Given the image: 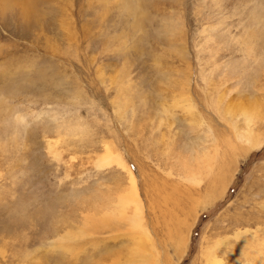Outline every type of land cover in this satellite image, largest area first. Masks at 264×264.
<instances>
[{
	"label": "rangeland",
	"instance_id": "374dc122",
	"mask_svg": "<svg viewBox=\"0 0 264 264\" xmlns=\"http://www.w3.org/2000/svg\"><path fill=\"white\" fill-rule=\"evenodd\" d=\"M0 91V264H264V0H0Z\"/></svg>",
	"mask_w": 264,
	"mask_h": 264
},
{
	"label": "bare ground",
	"instance_id": "6f19581e",
	"mask_svg": "<svg viewBox=\"0 0 264 264\" xmlns=\"http://www.w3.org/2000/svg\"><path fill=\"white\" fill-rule=\"evenodd\" d=\"M35 2H38V1H35ZM33 1V3H35ZM135 4H136V1H135ZM29 5H31V1H29ZM138 5V4H137ZM33 7H36V5H33ZM135 7V5H134ZM138 8V7H137ZM136 8V9H137ZM9 13H11L13 15V11H9ZM7 73V72H6ZM8 83V82H7ZM1 92V91H0ZM128 169V168H127ZM130 173V172H129ZM130 175V179H131V183L133 184L134 183V179L133 177ZM136 190V189H135ZM136 191L133 192V196L135 195ZM124 205V203H123ZM126 205V203H125ZM128 206V204H127ZM121 209V208H120ZM136 218V217H135ZM104 222V221H103ZM131 226L132 228L134 229H138L140 231H142V222L141 220L139 221H133V224L131 223ZM86 232V231H85ZM142 233V232H141ZM84 234V233H83ZM138 238V237H137ZM149 238V234L147 231L144 230V233H143V236L139 238V240H134V245H133V248H132V253L131 255H133L135 258H138V260L140 261L139 263L137 264H149L148 261L149 259L151 260L152 258L151 257V253L148 251V249H146V240ZM73 249V248H72ZM154 256V255H153ZM153 260V259H152ZM151 260V261H152ZM153 262V261H152ZM154 263V262H153ZM155 264V263H154Z\"/></svg>",
	"mask_w": 264,
	"mask_h": 264
}]
</instances>
